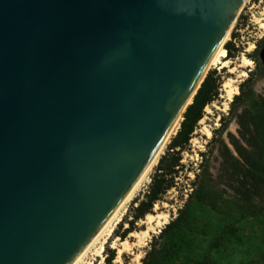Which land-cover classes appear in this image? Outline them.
<instances>
[{
	"label": "water",
	"instance_id": "95a60500",
	"mask_svg": "<svg viewBox=\"0 0 264 264\" xmlns=\"http://www.w3.org/2000/svg\"><path fill=\"white\" fill-rule=\"evenodd\" d=\"M243 1L0 0V264L75 259L183 121Z\"/></svg>",
	"mask_w": 264,
	"mask_h": 264
},
{
	"label": "trees",
	"instance_id": "16d2710c",
	"mask_svg": "<svg viewBox=\"0 0 264 264\" xmlns=\"http://www.w3.org/2000/svg\"><path fill=\"white\" fill-rule=\"evenodd\" d=\"M233 37H236V33H233ZM226 49L229 58L234 57V52L238 51L232 41L226 44ZM222 84V75L216 69L209 71L192 104L184 113V119L168 145L167 153L160 160L146 200L138 206L136 219L144 218L162 200L163 195L176 186L181 154L190 146L207 106L219 99ZM255 86V73L252 72L239 85L240 94L235 95L231 101L229 116L224 115L221 126L213 131L210 144H218L221 157L214 184L213 179H209L207 153L203 152L201 156L204 161L199 167L201 171L195 174L193 191L185 206L179 209L178 216L166 224L159 235L154 236L142 264H162L166 261L180 264L229 263L226 260L227 254L219 256L222 245L213 243L206 249L197 247L196 234L199 233L193 227L192 211L200 205L215 211L234 207L241 215L257 218L264 233V96H255ZM226 119L237 123V134L227 131ZM225 133L228 140L224 139ZM224 192L230 193V200L224 196ZM127 232L122 236H126ZM191 250L194 251L192 256ZM233 253L229 251V254ZM242 263L249 264V261L244 259Z\"/></svg>",
	"mask_w": 264,
	"mask_h": 264
},
{
	"label": "rangeland",
	"instance_id": "374dc122",
	"mask_svg": "<svg viewBox=\"0 0 264 264\" xmlns=\"http://www.w3.org/2000/svg\"><path fill=\"white\" fill-rule=\"evenodd\" d=\"M262 22H264V0H249L239 14L231 39L229 40V42L232 41L234 43L238 51L234 52V57L232 58H229L227 53L228 58L235 61V64L240 62L238 59L242 56H246L251 60L252 63L244 68L248 73L247 77L240 79L237 86L239 88V85L246 80L252 72L255 73L256 86L254 93L257 98L264 96V53H262L260 57L254 53L256 51L254 46H258V42L264 37V25ZM233 33H236L235 38L233 37ZM251 55H254V57L251 58ZM214 69L222 75L223 84L228 78L236 77V75L229 72L228 68H213L211 70ZM223 84L219 99L207 106L208 109H205V116L203 120L199 122L193 134V138L191 139L190 146L181 154V166L178 167L179 174L175 179L176 186L163 195L162 200L158 201L151 212L144 218H135L139 204L143 200H146V195L150 190L153 177L157 173L161 158L167 153L171 139L164 153L161 155L157 163L158 165L153 169L147 181L143 183L136 197L127 205L122 222L118 225L112 237L104 245L102 251L103 255L96 257L94 254L95 251L101 247V244H98L89 254L86 261L92 259L95 264H142V260L146 256L154 240V236L159 235L162 227L175 219L178 216L179 209L185 206L189 195L193 191L195 174L201 171L199 167L204 161V158L201 156L203 152L207 153L206 158H208L209 179H213L212 181L214 184L221 164V157L218 152V144L215 142L210 144V142L214 135L213 131L221 126V119L223 116H229L231 103L230 101L227 110L222 111L221 106L225 101L223 97ZM238 94H240V88L237 95ZM217 106L220 108H217ZM206 111L208 112L206 113ZM225 123L228 132L237 134L238 125L234 120L226 119ZM205 128L211 129L212 135L210 137L205 134ZM224 139L228 140L226 133L224 134ZM219 189L221 190L222 188L219 187ZM223 194L227 199H231L230 193L224 192ZM148 215L155 216L156 221L160 216L167 215L168 221L161 228H153V222L150 224L147 219ZM192 218L194 219L193 227L196 228L199 233L196 234V237H198L196 239L198 248L206 249L209 244L214 243L217 246L220 244L222 245V249L219 256L221 254L226 256L227 254L229 259L226 258V260L230 264H243L242 262L244 259H247L249 264H264V233L261 222L257 218L241 215L234 207L230 209L225 207L222 211H215L206 205H200L193 209ZM149 227L150 230L151 228H153V230L144 233V231L149 230ZM126 231L129 232L123 237L122 235L125 234ZM137 235L138 237H136ZM117 236L120 243H122V240H128L129 242V246L127 247L118 243V247L122 250L124 249L121 256L118 254V248L112 247V241ZM142 237L145 239H142ZM229 251H234V253L229 254ZM192 253H194V251L191 250L190 256H192ZM162 264H180V262L168 263L166 261L162 262Z\"/></svg>",
	"mask_w": 264,
	"mask_h": 264
},
{
	"label": "bare ground",
	"instance_id": "6f19581e",
	"mask_svg": "<svg viewBox=\"0 0 264 264\" xmlns=\"http://www.w3.org/2000/svg\"><path fill=\"white\" fill-rule=\"evenodd\" d=\"M248 2H249V0L243 1L241 8H240V11H239V14L241 13V11L244 9V7L246 6V4ZM239 14L237 15V17L233 21L231 27L229 28V30L227 31V33L225 34V36L223 37V39L221 40L219 45L214 50L213 54L211 55L209 62L207 64L206 70H205V72L201 78V81L199 82V85H200V83L202 82L204 77L207 75V73L213 68H220V69L221 68L222 69L228 68L230 73L236 75L235 78L234 77L228 78L223 84V91H224L223 97L225 98V101L222 103V106H221L222 111H225L228 109L229 102L232 101L234 96L237 95V93L239 92V88L237 86V83L239 82L240 79L247 77L248 73L246 70H244V68H246L247 66L250 65V63H252L251 60H249V58H247L246 56H242L241 58L238 59V61H240V62L237 61L238 64H235V61L229 59L227 56L228 52H227L225 45L231 39L232 32H233L235 25L237 23ZM262 23L264 25V22H262ZM251 48H253V47H251ZM217 108H220V107L217 106ZM207 109H208V107H207ZM207 112L208 111H206V113ZM181 121H182V115H180L178 117V119L175 121V123L173 124L169 134L166 137V139L160 145V147L158 148L156 153L153 155L151 160L148 162V164L146 165L144 170L141 172V174L139 175L137 180L131 186V188L126 193V195L123 197V199L120 201V203L117 205V207L113 210V212L109 215V217L105 220V222L97 230V232L94 234V236L89 240V242L84 246V248L80 251V253L75 257V259L70 264H95V262L92 259L89 261H86V260L88 259L89 254L92 252V250L98 244H101V247L96 251L94 250L95 251L94 254L96 257L103 255L102 251L104 249V245L112 237L114 231L116 230L118 225L122 222L123 217H124L125 212H126L127 205L136 197V195H137L138 191L140 190V188L142 187L143 183L145 181H147V179L149 178V175L152 173L153 169L156 167V165H158L157 163L160 160L161 155L164 153V150L166 149L169 141L178 132ZM216 126H217V124H216ZM205 134L208 137H210L212 135L211 129L205 128ZM203 137H205V136H203ZM147 219L150 222V224H151V222H153V225H152L153 228H161L168 221L167 215L166 216H160L159 219L157 218V221L155 220V216H151V215H148ZM153 228H151V230H150V227H149V230L144 231V233H147L148 231H152ZM136 237H138V235ZM148 237H149V235H148ZM143 238L144 237H142V239ZM143 241H145V240H143ZM112 242H113L112 247L118 248V254H119V256H121V253L123 252L124 249L122 250L121 248L118 247V243H120L118 236L116 238H114V240ZM120 244H122L126 247L129 246L128 240H122V243H120ZM101 262H103V261H101Z\"/></svg>",
	"mask_w": 264,
	"mask_h": 264
},
{
	"label": "flooded vegetation",
	"instance_id": "af4514ba",
	"mask_svg": "<svg viewBox=\"0 0 264 264\" xmlns=\"http://www.w3.org/2000/svg\"><path fill=\"white\" fill-rule=\"evenodd\" d=\"M255 42H257V41H255ZM258 43H259L258 46H254L256 49V51L254 53H255V55H258V57H260L261 54L264 53V37ZM253 57H254V55H251V58H253Z\"/></svg>",
	"mask_w": 264,
	"mask_h": 264
}]
</instances>
